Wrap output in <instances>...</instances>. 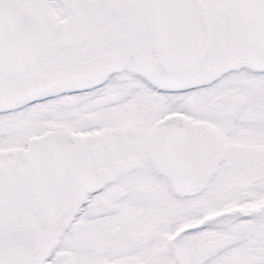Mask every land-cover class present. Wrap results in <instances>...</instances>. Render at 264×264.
I'll use <instances>...</instances> for the list:
<instances>
[{"label": "snow or ice", "instance_id": "1", "mask_svg": "<svg viewBox=\"0 0 264 264\" xmlns=\"http://www.w3.org/2000/svg\"><path fill=\"white\" fill-rule=\"evenodd\" d=\"M0 264H264V0H0Z\"/></svg>", "mask_w": 264, "mask_h": 264}]
</instances>
